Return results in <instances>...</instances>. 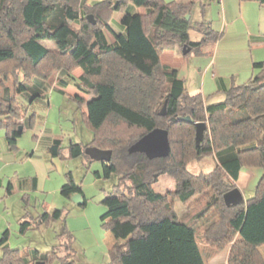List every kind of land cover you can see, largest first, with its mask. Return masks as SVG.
Returning a JSON list of instances; mask_svg holds the SVG:
<instances>
[{"label":"trees","instance_id":"1","mask_svg":"<svg viewBox=\"0 0 264 264\" xmlns=\"http://www.w3.org/2000/svg\"><path fill=\"white\" fill-rule=\"evenodd\" d=\"M120 2L126 6L119 31H114L109 22ZM191 4L189 0L91 4L86 0H0V77L17 78L14 95L4 88L0 96V126L7 147H15L18 128L23 130L16 95L28 91L31 97L41 96L43 81L53 71L68 75L80 69V75L70 80L88 98L77 94L68 98L76 102L92 139L64 146L60 138H54L47 151L51 157L83 156L90 162L84 152L88 146L111 151L110 160L93 172L97 179L115 177L102 200L106 210L100 216L115 238L107 264H208L200 242L218 249L232 243L228 264H264L257 252L264 245V61L252 63L255 73L247 82L217 90L223 94L219 102H207L208 96L200 92L189 93L176 69L162 67L160 54L175 47L192 50L220 37L209 23L200 22L195 26L199 39L190 38V19L185 15ZM132 5L144 13L128 12ZM90 15L94 23L87 20ZM44 41H53L55 48ZM198 122L205 123L206 129L196 146ZM155 128L168 132L167 157L147 159L127 152ZM212 154L216 159L212 170L193 173L188 169L192 160ZM243 167L261 168L262 177L251 197L227 206L223 194L237 188ZM66 175L62 190L70 198L79 193V186L70 173ZM162 175L174 180L173 191L154 190ZM169 196L186 206L204 205L183 222ZM65 213L64 208H54L34 217L23 215L20 234L58 223L57 242L44 253H21L7 245L8 230H4L0 264H74L75 239Z\"/></svg>","mask_w":264,"mask_h":264},{"label":"rangeland","instance_id":"2","mask_svg":"<svg viewBox=\"0 0 264 264\" xmlns=\"http://www.w3.org/2000/svg\"><path fill=\"white\" fill-rule=\"evenodd\" d=\"M97 1L99 0H87L90 4ZM189 1L192 4L189 14H186L190 19V38L199 39L200 33L196 31L195 26L200 22L209 23L211 29L220 34V37L207 41L186 54L176 47L177 53L164 50L162 54L166 55H163V60L177 69L178 76L183 78L189 93L200 92L204 97L208 96L207 102H219L223 100V94L216 91L213 74L224 77L229 86L245 83L251 77L250 73L241 71L238 66L243 58L249 59L251 52L248 38L243 35V24L237 18L242 2ZM123 4L125 2H120L109 22L114 31H119L118 23L124 15ZM127 11L142 13L143 9L132 5ZM106 35L111 41V35L107 32ZM43 43L51 49L55 48L53 41ZM262 52L264 53V48ZM8 68L10 69V65ZM80 73L78 68L70 71L68 75L53 71L43 81L45 89L41 96L31 97L28 91L16 95L15 101L20 110L23 130L16 134L15 147H7L5 130L0 126V237L4 230H8L7 245L10 248H18L21 253H44L57 242L55 230L58 223L29 229L25 234H20L19 219L26 214L34 217L44 209L64 208L66 226L75 239L74 264H107L113 236L103 227L100 216L106 210L102 200L111 190L115 177L108 180L95 178L93 172L102 168L100 161L90 162L83 156L65 159L50 157L47 151V145L54 138H60L64 146L70 141L86 144L92 139V133L81 120L76 102L68 98L76 94L88 98L70 80V76L77 78ZM254 73L255 71L252 75ZM15 79L17 78L13 75L6 80L0 77V96L4 88L11 96L14 95ZM62 81L68 84L64 86ZM215 165L216 159L212 154L192 160L188 169L193 173L208 172ZM67 173H70L79 186L80 203L67 198L62 190ZM262 174L263 171L259 167L241 169L236 184L244 200L254 194ZM31 177L36 178L35 188L31 187ZM9 181L12 189L7 193L6 186ZM153 188L159 193H168L175 188L174 180L162 175L153 184ZM169 199L173 202L179 220L183 222L204 205L203 203L196 206L193 202L190 207L182 204L176 197L169 196ZM231 244L220 249L204 242H200L199 246L208 264H228ZM257 252L264 259V245L259 246Z\"/></svg>","mask_w":264,"mask_h":264},{"label":"water","instance_id":"3","mask_svg":"<svg viewBox=\"0 0 264 264\" xmlns=\"http://www.w3.org/2000/svg\"><path fill=\"white\" fill-rule=\"evenodd\" d=\"M185 18L188 19V14L185 15ZM88 21H92V16L87 17ZM190 49L183 48L182 53L186 54ZM161 116L165 114V104L163 105L161 111L159 112ZM189 120L188 117L185 118ZM21 127L18 128V131H21ZM206 129V125L203 122L195 123V145L199 146V143L203 139L204 130ZM170 145L168 140V132L166 129L155 128L148 133L144 134L141 138H139L136 142L131 144L127 152L129 154L140 153L143 154L147 159H155V158H164L169 155ZM85 154L93 161L100 162H108L110 160L111 151L110 150H102L95 146H88L85 149ZM71 200L76 203L81 202V196L79 193H74L71 197ZM224 203L229 205H235L243 200L241 192L238 188H234L223 194ZM42 264V263H35Z\"/></svg>","mask_w":264,"mask_h":264},{"label":"crops","instance_id":"4","mask_svg":"<svg viewBox=\"0 0 264 264\" xmlns=\"http://www.w3.org/2000/svg\"><path fill=\"white\" fill-rule=\"evenodd\" d=\"M86 2H87V0H86ZM241 2H242V6L240 7V12L238 13L237 18L243 24V30H242L244 32L243 35H244V38L245 37L248 38V46H249L251 52H250L249 59L246 60V58H243L241 60V64L239 63L238 66H239L241 71L250 73V75L252 76V73H253L252 63L253 62L264 61V53L262 52L263 48H264V45H263V37H264V3H259V2L255 1V0H246V1H241ZM125 6H126V4H123V9H124ZM129 8H131V6H128V9ZM224 11H226L225 8H224ZM142 13H144V10H143ZM223 33H224V30H223ZM167 51H170V52L173 51L175 53L178 52L177 49H170V50H167ZM254 53H256V54L254 55ZM161 54H160V62H161L162 67L176 69L175 67L170 65L168 62H164L163 55L165 56L166 54L165 53H163L162 55ZM258 58H261V59H258ZM212 76H213V79H214V84L216 86V91L221 89V88H223V87H228L229 86L228 84L225 83L224 77H222L221 75L213 74ZM181 79H183V78H181ZM202 96L204 97V95H202ZM48 145H47V147H48ZM32 178L33 177H31V179H30L31 187L35 188L36 187V178H35V181L32 180ZM9 184H10V191H11L12 185H11L10 181L8 182L7 186ZM7 186H6V192L9 193L7 191ZM79 194H80V192H79ZM114 242H115V238L113 236V241H112L111 245H113Z\"/></svg>","mask_w":264,"mask_h":264}]
</instances>
